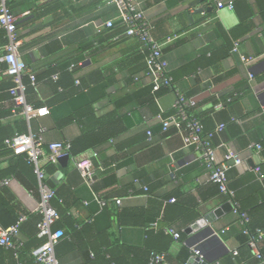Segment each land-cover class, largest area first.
<instances>
[{
	"label": "crops",
	"instance_id": "crops-1",
	"mask_svg": "<svg viewBox=\"0 0 264 264\" xmlns=\"http://www.w3.org/2000/svg\"><path fill=\"white\" fill-rule=\"evenodd\" d=\"M223 1L233 8L218 9L214 0H136L157 41L174 37L162 47L172 84L157 93L147 73V47L125 34L111 0L11 2L27 70L41 75L64 69L68 78L64 89L54 87L58 71L51 81L37 82L29 102L47 106L49 113L27 120L8 93L11 77L0 38V138L21 119L24 132L45 128V143L71 145L86 133L92 136L75 147L65 166L57 161L55 172L47 174L49 179L62 173L53 187L66 208L57 219L64 231L55 245L59 264H146L155 251L166 253L163 264H188L195 250L204 264H264L233 205L248 211L264 204V177L254 171L259 165L264 174V0ZM241 56L255 60L248 64ZM176 90L195 101L190 111L206 130L225 124L212 142L220 161L227 147L239 159L227 172L231 195L208 180L205 164L192 148L182 147L173 126L163 131L162 119L175 112ZM81 158L94 167L91 185L75 167ZM48 163L43 157L41 168ZM5 176L4 197L18 212H34L36 176L8 150L0 151V178ZM214 209L222 210L210 224L213 233L206 232L208 224L194 225ZM7 219L3 212L0 224ZM23 224L17 244L33 231ZM35 249L19 260L0 245V264H37Z\"/></svg>",
	"mask_w": 264,
	"mask_h": 264
},
{
	"label": "built area",
	"instance_id": "built-area-1",
	"mask_svg": "<svg viewBox=\"0 0 264 264\" xmlns=\"http://www.w3.org/2000/svg\"><path fill=\"white\" fill-rule=\"evenodd\" d=\"M11 0H0V29L4 31L6 42L3 45L4 54L2 60L6 63L5 72L11 77L14 83L11 88L12 99L17 106H20L27 120L35 116L47 115L49 110L46 106L34 107L26 101V85L22 82V76L28 75L30 84L36 87L35 75L27 70L26 63L19 53V39L16 33L17 17L10 8ZM218 9L227 7L232 9L231 3L225 4L223 0H214ZM117 9V16L125 27V34L139 38L147 47L146 65L147 73L152 78V91H158L162 87L172 84V77L168 73V62L163 56L162 47L166 42L171 41L174 37L168 36L165 42L157 41L151 34V25L145 19L143 10L138 7L136 0H111ZM105 25L111 27V20L105 21ZM241 60L245 63H251L255 60L252 56H241ZM252 79V73H249ZM176 101L174 103L175 112L162 119V129L166 131L173 126L181 137L182 147L192 148L197 153V159L202 161L208 171V180L216 184L218 190L222 193L231 195L232 192L227 187L228 170L239 159L234 152L226 148L223 160L220 161L216 156V148L213 145V138L218 135L225 127L223 122L218 123L214 129L206 130L202 121L191 113L190 109L195 106V101L186 98L182 93L176 90ZM230 98L228 99V101ZM45 128L41 127L36 132H17L4 140V147L11 150L14 155H24L26 160L33 165L36 174L39 189V200L34 212L40 215V220L36 227L38 235L45 237L43 245L33 251V256L37 264H59V260L55 254V245L64 236L62 228H53L56 220L59 218L57 209L52 205L54 197V188L48 183V176L40 166V160L45 159L51 163H57L58 158L62 155L69 154L70 143L65 141H53L45 143L42 132ZM148 134L150 132L148 131ZM256 148L261 149L259 143L255 144ZM232 161V162H230ZM75 167L84 181L91 185L94 174V167L89 158H81L75 161ZM255 173L260 179L264 174L259 165L254 167ZM9 178L0 179V186L6 185ZM146 189V187H144ZM97 201L103 205L104 200L95 197ZM171 198L169 201L173 202ZM117 199V203H120ZM234 209L237 212L239 204L233 202ZM243 223L248 221V217L240 214ZM24 213L19 214L16 221L9 225L0 224V245L14 250V256L18 257L17 249L20 244L15 241L16 236L20 232L21 224L26 220ZM156 225V223H153ZM166 232L170 233L174 239L179 238V233L172 228H166ZM248 232L247 228L244 230ZM256 236H251L249 245L255 250V256L264 260V256L260 253L257 240L264 234V230L255 229ZM237 254V251H233ZM195 254H199V250H195ZM166 253L155 252L152 254L147 264H163ZM21 264L20 261L17 262Z\"/></svg>",
	"mask_w": 264,
	"mask_h": 264
},
{
	"label": "trees",
	"instance_id": "trees-1",
	"mask_svg": "<svg viewBox=\"0 0 264 264\" xmlns=\"http://www.w3.org/2000/svg\"><path fill=\"white\" fill-rule=\"evenodd\" d=\"M11 2H13V0H11L9 2L10 8L12 10ZM0 38L3 39V42H6V38L4 37V31L2 29H0ZM57 71L58 70L48 69L45 73H42L41 75H36L35 74L36 83L39 80H42V79H46L48 81H51L52 80L51 79V75L54 74ZM67 78H68V74L66 73V71L64 69L61 70V71H58V78L56 79L57 81L54 84L55 89L58 88L59 86L64 89L65 86H66L64 81ZM22 82L26 85V91H25L26 101L28 103H30L29 102V96L33 95L35 93L36 87H34L33 85L30 84L29 77H28L27 74L22 76ZM13 85H14V83L12 82V80L10 78L9 82L7 84V89L9 90L8 93H9L11 98H12V94H11L10 90L13 87ZM158 91H160V89ZM158 91H155L154 93H157ZM18 121H19L18 123L20 125L19 127L17 126L15 129L6 132L0 138V151L8 150V151L11 152L10 149L4 147V144H3L4 140L6 138L11 137L12 135H14L17 132H24L25 127H26L25 121L23 119L18 120ZM90 138H92V136L86 133V135L81 136L76 141L71 143L69 154L73 156L76 153L75 147L79 143H83L84 140H87V139H90ZM14 156L18 157L20 160L22 159V161H24L27 164V166L29 167V170L34 172L33 165L26 160L24 155H14ZM43 170L45 171L46 174H48V173L49 174H53L55 172V170H56V165L54 163L49 162L48 164L45 165ZM35 176H36V174H35ZM2 178H6V176L2 177ZM2 178H0V179H2ZM36 179H37V177H36ZM37 183H38V181H37ZM215 186H216V188H218L216 184H215ZM54 192H55V194H54V197L52 198V205L57 209V211L60 214V216L63 217L64 214H65V211H66V208L63 205V198L61 197V195L59 196L57 190L54 189ZM130 193H134L133 188L131 189ZM4 196H5L4 189H3L2 186H0V220H1V216H2V214L4 212L5 215L8 216L7 222L5 224V226H6L7 224H13L16 221V219L19 216V214L24 213V212L20 213L17 210H15L14 209L15 207L13 208V205H11L10 200L8 198H5L6 196L5 197ZM236 213L239 216H240L241 213H244L249 218L248 221L246 223H244V226H245V228H247L248 235L250 237L251 236H256L255 229L259 228L261 230H264V204L261 205V206L254 207L253 209L248 210V211H246L245 209H243V208H241L239 206ZM24 214H26V216H27V218H26V220L24 222L30 223L31 227H33V231L30 232V233L28 232V238H29L28 241L26 243H24V244L21 243L20 246L17 249V254H18L17 259H19V260H21L22 252L28 253V252H30L31 248L40 247L41 245H43V243L46 240L45 237H42V236L38 235V230H37V227H36L37 222L40 220V215L38 213H36V212H29V213L25 212ZM23 225L24 224L22 223L21 227H20V230H23ZM61 226H62L61 221L57 220L55 222V224L53 225V228H59ZM258 248H259L260 253L264 256V244L259 245ZM10 251H11V254H14V250L10 249ZM155 252H162V251H155ZM155 252H153V253H155ZM33 258H34V256H33ZM148 261H147V263H148Z\"/></svg>",
	"mask_w": 264,
	"mask_h": 264
},
{
	"label": "water",
	"instance_id": "water-1",
	"mask_svg": "<svg viewBox=\"0 0 264 264\" xmlns=\"http://www.w3.org/2000/svg\"><path fill=\"white\" fill-rule=\"evenodd\" d=\"M69 154H65V155H62L58 158V163L61 165V166H65L67 163H68V160H69ZM62 176V173L60 171H57L54 176L50 177L47 181L49 183V185L53 188L55 186V183L58 179V177L60 178ZM229 204V203H228ZM225 206L224 205L222 207V209H225ZM229 207L231 208L232 206L229 204ZM221 209V210H222ZM221 210L219 209H214L213 211L207 213L204 215V217L198 219L194 225L195 226H198V225H204L205 226L208 224V226L206 227V232H214L213 228L211 227V223L214 221V218L218 215H220L221 213ZM200 251H199V254H196L194 257H191L188 261V264H204L203 261L200 260Z\"/></svg>",
	"mask_w": 264,
	"mask_h": 264
}]
</instances>
